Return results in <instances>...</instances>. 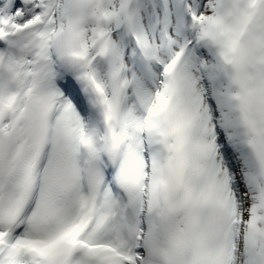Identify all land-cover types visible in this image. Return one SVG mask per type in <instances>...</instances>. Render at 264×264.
Wrapping results in <instances>:
<instances>
[{"label": "snow or ice", "instance_id": "obj_1", "mask_svg": "<svg viewBox=\"0 0 264 264\" xmlns=\"http://www.w3.org/2000/svg\"><path fill=\"white\" fill-rule=\"evenodd\" d=\"M0 264H264V0H0Z\"/></svg>", "mask_w": 264, "mask_h": 264}]
</instances>
